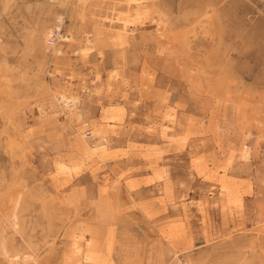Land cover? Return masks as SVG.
Listing matches in <instances>:
<instances>
[{"label":"rangeland","instance_id":"obj_1","mask_svg":"<svg viewBox=\"0 0 264 264\" xmlns=\"http://www.w3.org/2000/svg\"><path fill=\"white\" fill-rule=\"evenodd\" d=\"M153 3L91 0L81 39L59 73L46 72L54 90L74 85L81 120L53 93L16 109L2 93V80L35 66L22 58L33 16L18 6L2 15L0 4V260L12 234L4 188L21 169L33 178L23 235L12 242L23 253L34 245L40 258L48 252L43 197H30L40 184L65 215L49 264H106L112 232L125 264H264V99L234 96L255 87L264 60L254 49L240 55L237 37H217L214 27L212 38L167 37ZM171 6L177 12L178 1ZM263 14L264 0L227 12L246 28ZM223 48L236 74L230 88L216 89L218 70L205 58Z\"/></svg>","mask_w":264,"mask_h":264},{"label":"bare ground","instance_id":"obj_2","mask_svg":"<svg viewBox=\"0 0 264 264\" xmlns=\"http://www.w3.org/2000/svg\"><path fill=\"white\" fill-rule=\"evenodd\" d=\"M153 1V8L158 16L157 27L167 37L176 38L183 36L186 39H194L198 35H201L212 38L211 27H214L218 33L217 37H221L223 34L237 37V41L233 43L237 45H234L235 47L233 49L239 47L240 55H247L248 52H251V49H254L257 54L256 57H262L264 60V14L249 22L247 28L242 26L241 22L234 23L233 20H230L229 15H227L228 10L230 12L242 0H177V12L172 10L171 4L174 0ZM26 3L27 0H0L3 11L1 12L2 15L7 14V11L12 7L18 6L20 10L33 16V21L28 24L29 26H27L22 36L24 43L22 58H30L35 66L34 70L30 71L26 69L16 77L11 76L8 83L6 78L2 80V93L8 92L7 96L14 103L13 106L15 109L24 106L31 99L41 97L43 93H53L56 96L55 99L58 105L68 110V117L77 115L78 119L81 120V116L74 112L77 109L76 103L79 100L78 95H74V85L68 84L64 88H61V90H54L53 86L46 81L45 74L48 72L47 75L50 77L52 71L58 72L55 67L61 65L64 55L68 52L72 44L81 37L80 33H82L84 22L87 20L88 7L91 5V0H36L29 5H26ZM137 14L140 13L137 12ZM54 35L55 41L52 47L48 44V41ZM2 44L3 42H0V50ZM226 53H228L227 48H223L222 51L217 49L211 51L205 58L206 68L216 67L218 70L214 77V86L216 89L218 87L223 89L230 88L233 82V76L236 74L234 61L230 57L228 58ZM254 86H243V89L249 88V92L238 91L235 92L234 96L248 100L257 97L259 100H263L264 73L254 80ZM238 88H241V85ZM30 92L33 94H27ZM57 93L59 95H56ZM69 102H71V105L68 104ZM0 111L3 115V107ZM6 123L12 125L11 119L6 118ZM13 142L14 140L8 136L5 140V146H11ZM88 148L90 151L98 149L92 146ZM8 151L13 156H16L14 153L15 150L8 149ZM246 155V153L243 154V156ZM19 158L24 160L25 153L23 152V154L19 155ZM15 172L13 181L4 188V194L8 198L7 204L10 210V228L12 234L9 238H3L2 240V256L0 261L2 264H49L47 257L53 253L54 243L62 236L65 215L63 212L60 214V209L56 211V207L52 204L51 206L48 205L53 198L50 194L44 193L45 190L40 184H33L31 186L32 191L30 197L32 195L43 197L40 209L43 211V218L46 223L44 236L48 235V237L43 239L42 244L43 247L48 246V252L40 258L34 245L28 244L29 251L24 253L22 250L17 249L12 242V238L15 234L23 235L24 222L21 219V214L23 212L22 210L26 207L28 190L25 189V184L29 181L32 183L31 179L33 175L21 169ZM18 174L20 175L19 177ZM2 204H5V202L2 201ZM50 207L53 210H51L52 212H49ZM121 233L119 232L118 236H122L123 234L121 235ZM111 240L112 242L107 252L106 264H125L120 258L122 249L116 250L113 246L118 241L117 233H111ZM190 264L199 263L190 261Z\"/></svg>","mask_w":264,"mask_h":264},{"label":"built area","instance_id":"obj_3","mask_svg":"<svg viewBox=\"0 0 264 264\" xmlns=\"http://www.w3.org/2000/svg\"><path fill=\"white\" fill-rule=\"evenodd\" d=\"M54 41H55V35L48 41V44L53 47L54 46ZM68 104L71 105V102H69ZM76 106L77 107L79 106V101L76 103ZM86 137L87 138L91 137V131L90 130L86 131Z\"/></svg>","mask_w":264,"mask_h":264}]
</instances>
